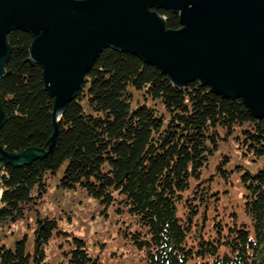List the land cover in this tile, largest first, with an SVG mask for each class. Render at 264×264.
I'll list each match as a JSON object with an SVG mask.
<instances>
[{
	"label": "trees",
	"instance_id": "16d2710c",
	"mask_svg": "<svg viewBox=\"0 0 264 264\" xmlns=\"http://www.w3.org/2000/svg\"><path fill=\"white\" fill-rule=\"evenodd\" d=\"M158 12L168 28L182 27L177 14ZM8 41L0 147L47 152L53 99L31 59L32 36L13 30ZM56 122L47 157L0 165V227L36 218L31 236L0 244V264H46L58 238V264H102L84 239L40 212L52 188L127 215L122 234L141 264H264V122L241 99L199 80L178 87L137 55L106 48Z\"/></svg>",
	"mask_w": 264,
	"mask_h": 264
},
{
	"label": "water",
	"instance_id": "95a60500",
	"mask_svg": "<svg viewBox=\"0 0 264 264\" xmlns=\"http://www.w3.org/2000/svg\"><path fill=\"white\" fill-rule=\"evenodd\" d=\"M158 9L177 14L182 27L168 28ZM13 30L32 36L29 53L53 99L55 134L47 152L0 147V165L47 157L57 116L106 48L137 55L178 87L199 80L225 99H241L264 122V0H0V79ZM6 119L0 100V128Z\"/></svg>",
	"mask_w": 264,
	"mask_h": 264
},
{
	"label": "rangeland",
	"instance_id": "374dc122",
	"mask_svg": "<svg viewBox=\"0 0 264 264\" xmlns=\"http://www.w3.org/2000/svg\"><path fill=\"white\" fill-rule=\"evenodd\" d=\"M240 162L250 167L246 159ZM232 194L236 198L238 191L234 189ZM38 208L43 216L57 219L62 229L84 239L89 250L100 257L102 264H141L139 254L122 234V224L128 221L127 215H118L112 209L105 212L98 201L85 194L74 191L56 192L53 188ZM227 219L231 220L233 216L230 214ZM35 222V216H30L9 227H0V244L13 247L17 240L26 235L31 236ZM59 240L54 239L49 244L46 264H58L61 254Z\"/></svg>",
	"mask_w": 264,
	"mask_h": 264
}]
</instances>
